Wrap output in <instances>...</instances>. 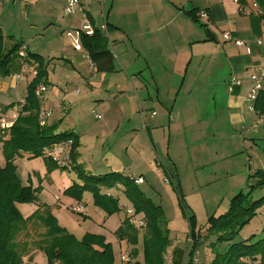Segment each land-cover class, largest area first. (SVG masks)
I'll use <instances>...</instances> for the list:
<instances>
[{
    "label": "crops",
    "instance_id": "0c3cea01",
    "mask_svg": "<svg viewBox=\"0 0 264 264\" xmlns=\"http://www.w3.org/2000/svg\"><path fill=\"white\" fill-rule=\"evenodd\" d=\"M67 1L2 0L0 34L3 40L5 37L11 40L6 49L15 43H24L27 52L44 60L46 90L39 102L41 108L50 111L46 126L55 135L71 134L75 138V148L72 147L73 139L69 138L72 142L70 156L74 149L77 165H90L84 171L87 175L102 176L124 171L121 172L124 177H142L144 170L150 167L159 175L154 166V161L158 159L176 172L180 159L173 154L181 148L182 152L191 148L185 167L193 171L222 161L225 165L232 163L237 176L248 178L256 171L264 172V116H259L254 111V104L247 101L252 86L251 74L257 69L264 70V0H110L108 4L105 0H79L83 13L66 16L63 9ZM23 8L27 19L31 12L36 13V17L49 16L48 20L51 21L47 24L50 26L45 31L54 25L63 39L52 34L46 42L45 31L33 32L37 28H31L26 22ZM201 10L207 13L204 19L197 17V12ZM57 12L62 15H57ZM189 13H194L195 20ZM13 20L18 24L26 22L28 31L33 33L24 39L14 34L5 35L9 21ZM84 21L91 22L98 29L105 24L107 30L111 31L108 37L101 34L106 41L104 50L110 53L111 62L98 61L95 68L97 74L90 70L84 58L87 53L85 48L82 47V51L73 50L63 36L65 31L80 27ZM225 32L230 34L232 40L242 41L244 47L225 42L222 38ZM116 47L124 48L125 54L130 52L131 55L130 58L122 56L119 66L123 71L115 68L112 48ZM28 65L34 69L36 67L31 61ZM125 69H130V74ZM21 70L22 64L16 55L11 74L0 78V117L10 119L15 114L17 117L18 103L24 100L26 87L34 78L29 74L26 80L16 82L14 75ZM232 76L239 78L241 84L230 93L227 83ZM132 99L140 115V129L144 137L139 143L138 135L142 132L135 129L132 130L134 133L130 130L119 137L118 140H128L127 145H121L126 155L123 163L121 157L113 153L112 146L105 149L103 131H95L100 132L99 137L95 136V143L94 140L86 142L92 127L88 128L90 122L85 112L94 104L93 108L100 107L112 116L124 118L130 115L127 108L133 107ZM172 110L175 116L171 115ZM145 112L149 127L144 125ZM152 113L153 116L150 115ZM117 127L118 124L104 126L112 134ZM185 134L187 139L184 138ZM172 138L176 144L170 148ZM128 151L131 157H127ZM0 154L1 169L5 164L2 143ZM44 155L48 157V150ZM228 156L231 160L226 159ZM13 164L16 172L22 168V180L26 184L33 189L38 185L41 188L37 203L17 205L23 218L29 217L37 205L44 204L50 208L62 228L69 232L71 230L70 234L82 230L75 236L102 235L118 251L119 257L131 254L133 247L125 241H118L113 235L124 219L130 218L126 209L132 210L121 185L116 187L120 194L117 199L119 203L125 199L127 204L120 206L118 213L107 216L93 204L92 196H86V193L80 201L63 195L67 188L76 184L75 179L69 177L77 175L70 171L72 161L64 171L57 168L50 173L43 157L32 159L27 154H21ZM213 174L216 176L218 170L214 169ZM16 175L19 176L18 173ZM46 178L48 184L44 185L41 182ZM144 183L143 180L142 184L137 185L143 196L145 192L153 196L151 187L145 192L141 190L140 186ZM101 192L115 196L108 190ZM262 192L264 189L258 191L259 194ZM42 195L51 197L50 201H43ZM77 205L83 207L81 213L72 211ZM121 210L124 216L119 215ZM70 214H82L85 220L72 218ZM260 233L255 235L257 239L264 237ZM140 241L139 237L138 245H141ZM179 248H182L181 244L169 247L166 264H186L183 256L185 250ZM208 250L204 251V258L200 252L201 264L203 260L206 264L213 260L212 251L209 250L212 254L209 255ZM119 257L114 258V264L121 263ZM137 257L132 259L130 255L129 264L142 262L141 248ZM246 263L252 264L250 261ZM23 264H46V259L42 253L35 251L23 258Z\"/></svg>",
    "mask_w": 264,
    "mask_h": 264
},
{
    "label": "trees",
    "instance_id": "16d2710c",
    "mask_svg": "<svg viewBox=\"0 0 264 264\" xmlns=\"http://www.w3.org/2000/svg\"><path fill=\"white\" fill-rule=\"evenodd\" d=\"M189 15L195 20L194 13ZM20 44L15 43L6 49L0 34V78L11 74ZM81 45L87 51L95 68L98 61L111 62L110 53L104 50L106 41L97 29L91 37L82 36ZM27 59V63L31 61L36 64V74L26 87L24 104L10 128L9 138L0 139L5 161L3 168L0 169V264H23V258L35 251L44 255L46 264H113L112 246L102 235L85 234L77 239L58 224L50 208L44 204L37 205V209L27 218H23L17 209L19 204L37 203L40 188L33 189L31 185H23L20 182L13 164L14 159L21 154H27L32 159L43 157L47 172L50 173L58 166L49 157H45V150L67 138H72V147H76V140L71 134L55 135L47 126L41 128L38 125L40 102L35 96V91L40 85L45 86L46 65L41 57L29 52ZM254 111L259 116H264V89L256 97ZM71 157L73 162L74 149ZM76 170L77 177L82 180L83 185L73 184L63 192V195L80 201L82 194L88 192L92 195L93 204L107 216H111L120 211L118 202L101 191L121 185L134 214L143 215L145 226L139 230L130 223V218H126L113 233L114 237L132 246L130 255L136 258L139 253L136 246L139 244L140 235L142 262L134 264H166L165 255L169 240L168 231L161 228V223H166L161 207L145 198L134 181L128 177L114 175L115 173L85 176L81 170L78 168ZM250 178L259 179L256 187L264 186V172L256 171ZM172 187L177 190L176 186ZM262 205L264 196L252 201L249 193H239L232 199L227 212L209 219L211 222L209 230L212 229L218 234L217 242H230L243 226L256 217L257 210ZM188 222L192 228L193 216L188 217ZM261 233L264 235V228ZM193 235L191 233V236ZM196 247L197 240L192 245L186 264H190ZM247 261L252 264H264V237L257 239L255 235H251L246 240L229 244L227 250L214 255L209 264H247Z\"/></svg>",
    "mask_w": 264,
    "mask_h": 264
},
{
    "label": "rangeland",
    "instance_id": "374dc122",
    "mask_svg": "<svg viewBox=\"0 0 264 264\" xmlns=\"http://www.w3.org/2000/svg\"><path fill=\"white\" fill-rule=\"evenodd\" d=\"M1 1L2 0H0V2ZM105 1H106V4H108L107 2L110 0H105ZM4 6L6 7V5ZM25 13H26V10L24 9L23 15H24L26 22L29 24V26H31V28H35V27L37 28L35 29L36 31H33V32L42 33L45 31V28H48L50 26L49 24H47L48 21H51V20H48L49 16L44 17L42 15H38L36 17V13L31 12L28 15V19H27L25 17ZM57 15L61 16L62 13L57 12ZM26 22H21L20 24H18L15 20L9 21L10 26L7 28V32L5 35L14 34L17 37H23L21 39L27 38L33 32L28 31V25ZM59 32L60 31L58 30V27H54L53 25L52 28L45 31V35H44L45 41L48 42L51 39L52 34L61 36ZM110 33L111 31L107 30V32L105 33L106 37H108ZM61 38L63 39L62 36ZM10 41H11L10 38L5 37L4 46L5 47L10 46L9 45ZM112 52H113V57H114L115 68H117L116 70L123 71V69L120 68L119 63H122V56L123 58H130L131 57L130 52H127V54H125L124 48L120 49L119 47H116L114 49L112 48ZM125 71L128 74H130V69H125ZM93 72L94 74H97V70ZM132 104H133V107L128 106L127 108L128 109L127 112L130 115L129 116L127 115L124 118H120L117 115L112 116L111 114L103 111L100 107H98L97 109L96 107L93 108L94 104L89 106V110L85 112V115L88 117V120L90 122L88 123V128L92 127V129L88 133L89 137L86 142H91L94 140L93 143H95V140H96L95 136L99 137L100 135V132L96 133L95 131H100V130L103 131L106 137V140H105L106 145H104L105 149H110V147L112 146L113 153L121 157L120 159L123 163H125L124 157H126V155L124 154L125 150L121 148V145H127L128 140L126 138L125 139L121 138L120 140H118L119 137L123 136L130 130H131V133H134L132 131L133 129L137 130L138 132H142V133H139L138 135L139 143H142V138L144 137V133L140 129L142 126V124L140 123V117H139L140 115L137 113V109L134 108L135 102L133 99H132ZM90 108H91V111H90ZM170 113L171 115L175 116L174 110H172ZM97 116H99V118H97ZM146 116H147V112L143 113L144 125L149 127V125L146 122ZM108 124L110 125L118 124L117 130L115 133L112 134L109 129L104 128V126ZM174 138H172L170 141V148L174 147L176 144V141ZM184 138L187 139V134L184 135ZM66 140H70V139L67 138ZM115 143H116V146H114ZM129 151H128L127 157H131V154ZM188 152L191 153V148L188 151L185 150L183 152L181 148V150H179L178 153L173 154L174 156H179V159H180V166L178 167V170L176 171L177 174L174 170L172 169L170 170L165 164H163V162H161L162 159H158L156 162L154 161V166L156 167L155 170L159 171L158 172L160 173L159 175H157L153 171V169L150 167L144 170L143 172L144 176H142L143 178L142 177H128L131 181H134L137 178H141L142 183H143V180H144L145 182L144 185L140 186L141 190L145 192V190H148V189L150 190V187H151V191L153 192V196L150 195V192L149 193L145 192L144 196L146 198L148 197L152 203L159 204L161 207L163 216L166 221V223L165 222L161 223V228L163 230L168 231V240H169L168 247L166 249V255H165L166 263H168L167 253L169 251V247L172 244L173 245L177 244V246L178 244L182 245V248H179V249L185 250V253H183V256L185 257V261L187 262V258H188V256L186 255L187 238L191 237L192 239L194 238L197 240V247L193 253H196L194 258H196V260L199 261V263L201 264L200 252H201V256L203 254V258L205 257L204 251L206 249H209L210 251H212L213 255L208 250L209 255L211 254L212 256L216 254L224 253L227 250L229 244L246 240L247 238H250L251 235H257L264 228V205H262L257 210L258 215L254 217L248 224H246L240 229L238 235L235 237L234 240H231L230 242H225V241L217 242L218 234L212 229L209 230V227L211 225V222H209V219L211 217L217 218L218 216L223 215L225 212H227L232 199L235 196H237V194L239 193H243V194L249 193V197L252 201L258 200L259 198L264 196V192H262L261 194L258 193V191H261V189H264V186L261 185L260 188L255 186V184L259 180L257 178L251 179L250 176H248L247 178V176L235 175L233 172V170L235 171V167L234 165H232V163H226L225 165V164H222V161H217L213 165L209 164L196 171L186 168L185 164H186L187 159H189V156L187 155ZM172 153L173 152H171V154ZM226 159L231 160L229 156L226 157ZM76 161L77 160L74 158L73 167L70 169V171L73 174L74 173L76 174L75 170L78 168L79 170L83 172V174H85V176H89L84 171H87V169H89L87 166H90V165L80 164V163H78L77 165ZM62 169H67V168H62ZM214 169L218 170V174L216 176L215 174H213ZM121 172H124V171H118L114 175L118 174L120 176H124L121 174ZM17 173L19 175L18 178L20 182L25 185L26 183L22 180L24 179V175H23V171L21 167L18 169V172H16V174ZM226 173L227 175H225ZM61 177L63 176H59V178ZM69 177L70 179H75L76 184L83 185L82 180H79L77 175L76 177H73V176H69ZM41 183H43L44 185H47L48 179L46 178ZM26 185L28 186V184ZM172 186L174 187L176 186L177 190H175ZM38 187L40 188L39 185ZM116 187L109 189L108 191L110 192V194L115 195L112 197L117 200L118 206L120 208V206L123 207L127 203L125 199L124 201L120 200V203H119V200L117 199V195H120V194L119 192H117L118 190ZM40 191H41V188H40ZM85 193H86V196H89V197L92 196L88 192H85ZM41 199L43 201L49 202L51 197L42 195ZM131 209L133 211L132 206H131ZM121 211L122 212L119 215L124 216L123 210ZM192 216L194 218V224H193V227L190 228L188 217H192ZM70 217L78 219L80 221L85 220L82 214L81 215L70 214ZM133 218L135 220L144 219L142 214L135 215L134 211H133ZM137 229L142 230L143 228H137ZM81 231L82 230H77V232L73 231L72 234L74 236L79 235L78 233ZM68 233H71V230L70 232L68 231ZM191 233H193L194 235L191 236ZM75 237L77 239H80L78 238V236H75ZM210 243L212 245H210ZM111 246H112V252H113V259L116 257L118 258L119 257L118 251L113 248V245ZM137 247H138L137 249L138 252H140V245H138ZM191 250L192 249H189V253L191 252ZM210 257L211 256H209L208 258ZM203 264H206L205 260H203Z\"/></svg>",
    "mask_w": 264,
    "mask_h": 264
},
{
    "label": "built area",
    "instance_id": "2783aa9c",
    "mask_svg": "<svg viewBox=\"0 0 264 264\" xmlns=\"http://www.w3.org/2000/svg\"><path fill=\"white\" fill-rule=\"evenodd\" d=\"M236 1V0H233ZM76 13H83V6L80 3L79 0H68L64 9L63 14L68 15H74ZM197 17L204 19L207 17V13L204 10H201L197 12ZM98 30L100 34H102L104 37H106L105 33L107 32V26L105 24L101 25L100 28H95L90 22L84 21V23L75 29L67 30L64 32L65 38L70 43V46L75 51H82V45H81V38L82 36L85 37H91L94 35L95 30ZM222 38L225 42H233V44L236 47H244V44L242 41L239 40H232L229 33L225 32L222 34ZM248 52V49H247ZM17 58L20 60L22 64V70L14 75V80L16 82L21 80H26L29 74H32L35 76L36 70L34 68H31L27 60V45L24 43H21L18 46L17 50ZM85 60L87 61L90 70L93 72L95 71L94 63L89 58L88 54L86 53L84 56ZM250 79L252 81V86L248 92L247 95V101L252 105L254 104L257 95L261 90H263V81H264V70L257 69L255 72H253L250 76ZM241 81L236 76H232L230 80L227 83V90L228 92H232L235 87L240 86ZM46 90L45 86L40 85L36 91L35 96L40 100L42 93ZM24 104V100L20 101L18 103V109L21 108V106ZM253 109V106L251 107ZM154 113L151 114L153 116ZM50 116V111L45 108H39L38 115H37V121L38 125L43 128L47 125V120ZM171 118V117H170ZM16 119V114L12 116V118L7 119L6 117L1 116L0 117V139H8L9 137V131L10 128L13 125V122ZM72 142L70 140H64L59 143L53 144L49 150H48V157L58 166V168H68L71 163V156H70V148H71ZM134 183L139 185L142 183L141 178H137L134 180ZM83 207L80 205H77L72 208V211L75 213H81ZM126 214L130 217V223L134 225L136 228H143L145 226V223L143 220H135L133 218V211L126 209ZM196 239L187 238L186 240V255H189V249L192 248V245ZM196 253H193V255L190 258V264H200L199 261L194 258ZM189 260V258H187ZM120 264H129L130 263V255L129 254H123L120 257Z\"/></svg>",
    "mask_w": 264,
    "mask_h": 264
}]
</instances>
